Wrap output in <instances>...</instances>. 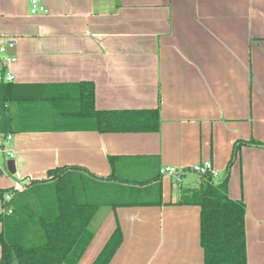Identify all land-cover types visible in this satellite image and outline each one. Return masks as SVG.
<instances>
[{
    "label": "crops",
    "instance_id": "crops-1",
    "mask_svg": "<svg viewBox=\"0 0 264 264\" xmlns=\"http://www.w3.org/2000/svg\"><path fill=\"white\" fill-rule=\"evenodd\" d=\"M39 1L46 10L31 14L29 0H0V44L15 57L0 128L18 129L6 161L0 132V192L12 178L81 167L161 204L102 206L76 264H91L116 224L122 242L108 264H203L200 208L178 202L198 185L192 166L223 173L234 141L264 142V0ZM81 82L95 109L158 108L159 129L97 131L68 113L81 108ZM228 195L246 206L247 264H264V148L241 147Z\"/></svg>",
    "mask_w": 264,
    "mask_h": 264
},
{
    "label": "trees",
    "instance_id": "trees-1",
    "mask_svg": "<svg viewBox=\"0 0 264 264\" xmlns=\"http://www.w3.org/2000/svg\"><path fill=\"white\" fill-rule=\"evenodd\" d=\"M80 85L82 90L89 85L79 96L81 108L68 113L84 119L85 123H94L97 131L159 129L158 108L98 110L94 107L93 85L89 82ZM5 86L8 85L0 88L1 101ZM32 128L33 125L23 129ZM17 131L0 128L4 137ZM243 146L264 148V142L255 138L234 141L222 176L216 179L208 172L199 175L198 185L184 191L178 202L200 208L199 244L203 264H247L246 206L242 199H231L228 195L230 168ZM108 179L97 178L81 167L56 166L47 170L45 178L31 180L25 190L14 193L10 200L4 199L9 190H2L0 264H11L12 252L19 264H76L95 234L91 222L100 207L161 204L160 197L152 201L138 194L134 187L111 184ZM8 208L10 212L6 211ZM121 242L122 232L116 224L91 264H108Z\"/></svg>",
    "mask_w": 264,
    "mask_h": 264
},
{
    "label": "built area",
    "instance_id": "built-area-1",
    "mask_svg": "<svg viewBox=\"0 0 264 264\" xmlns=\"http://www.w3.org/2000/svg\"><path fill=\"white\" fill-rule=\"evenodd\" d=\"M45 6L40 3L39 0H29V12L31 14H36L39 12H44ZM8 47L12 46V42L8 41L6 42ZM5 50L6 46L0 44V86L4 82H11L13 80V76L6 70L5 66L6 64L11 63L12 61L15 60V57L13 56H7L5 55ZM11 139V135L8 134L5 137V140L8 141ZM4 151H6L10 157L13 156L12 149L6 150L3 148ZM192 170L199 175L204 174V173H210L214 178H217V172L213 169L211 163L209 161H204L201 163H197L194 166H192ZM164 171L168 174L176 176V178L179 177V175L182 173V169H176L173 167H165ZM29 183L28 182H23L20 180L18 177L12 178L10 189L8 192L4 194V199L5 200H10L14 193L16 192H21L25 190L28 187ZM7 212H10L11 209L8 208L6 210Z\"/></svg>",
    "mask_w": 264,
    "mask_h": 264
},
{
    "label": "rangeland",
    "instance_id": "rangeland-1",
    "mask_svg": "<svg viewBox=\"0 0 264 264\" xmlns=\"http://www.w3.org/2000/svg\"><path fill=\"white\" fill-rule=\"evenodd\" d=\"M13 135H14V133H13ZM4 140V139H3ZM5 141V143H6V146L5 147H3V148H5L6 150H8V149H11L10 148V146L9 145H11L10 143L12 142L11 140H8V141H6V140H4ZM4 155V159H5V161L6 160H8L10 157H9V154L8 153H6V151H5V153L3 154ZM222 174L223 173H217V179L219 178V177H221L222 176ZM189 175H190V178H192L193 179V183L195 184L196 183V180H197V174L194 172V173H192V172H190L189 173ZM29 181V180H28ZM186 181L184 180L183 181V187H185L186 186ZM178 186V185H177ZM178 189H179V187H177ZM103 207H101V208H99L98 209V213H96V214H99V213H101V212H103ZM93 223L91 222V225H92Z\"/></svg>",
    "mask_w": 264,
    "mask_h": 264
},
{
    "label": "water",
    "instance_id": "water-1",
    "mask_svg": "<svg viewBox=\"0 0 264 264\" xmlns=\"http://www.w3.org/2000/svg\"><path fill=\"white\" fill-rule=\"evenodd\" d=\"M11 264H19L17 259H16V255H15L14 252H12V262H11Z\"/></svg>",
    "mask_w": 264,
    "mask_h": 264
}]
</instances>
